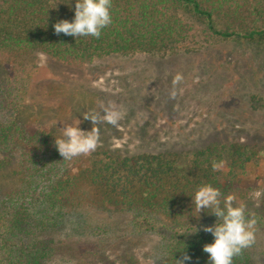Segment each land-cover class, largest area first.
<instances>
[{
	"label": "rangeland",
	"instance_id": "1",
	"mask_svg": "<svg viewBox=\"0 0 264 264\" xmlns=\"http://www.w3.org/2000/svg\"><path fill=\"white\" fill-rule=\"evenodd\" d=\"M258 17V11H253L249 26L260 24ZM182 20L188 30L184 44L164 53L112 54L90 62H66L39 54L28 63L23 108L6 115L13 119L9 131L14 159L0 170V212L4 202L16 201L8 200L10 193L31 184L32 193L40 194L49 185L43 177L30 178L37 169L24 162L23 153L38 148L47 133L52 138L48 142H53L61 134L60 122L78 119L79 127L90 130L92 122L82 114L97 113L100 141L96 150L54 164L53 174L84 168L90 154L99 151L119 159L174 153L175 165L185 171L199 160L207 168L206 183L222 194H233L234 204L243 202L254 214L255 242L248 250L255 264H264V48L243 37L212 33L198 19L183 15ZM230 26V19L217 20V29ZM177 74L182 79L175 85V97H170ZM106 108L122 113L117 125L103 121ZM209 148L214 149L212 153ZM33 196L34 210L41 212L40 195ZM77 197L61 228L47 227L39 233L56 242L52 264H99L105 258L112 264L166 263V232L139 233L130 223L138 215L164 222L165 211L152 204L100 208L91 190L82 186ZM189 201L171 213H190L191 208L195 213L191 197ZM42 212L50 215L45 209ZM199 215L206 216L205 222L215 221L204 211ZM18 236L12 240L21 239ZM122 236L131 240L124 241Z\"/></svg>",
	"mask_w": 264,
	"mask_h": 264
},
{
	"label": "trees",
	"instance_id": "2",
	"mask_svg": "<svg viewBox=\"0 0 264 264\" xmlns=\"http://www.w3.org/2000/svg\"><path fill=\"white\" fill-rule=\"evenodd\" d=\"M111 4L112 23L101 30L98 38H73L57 36L52 28L53 22L59 19L73 18L72 0H0V70L4 73L3 77L0 75V170L10 166L14 159L9 131L13 119L6 115L21 112V95L28 83V63L39 54L66 62H90L112 54L164 53L184 44L188 30L183 15L200 20L212 33L243 37L264 48V0H111ZM256 10L260 24L249 26L250 16ZM222 17L231 20L232 28H216L217 20ZM44 136L47 139L38 148L25 151L22 157L24 162L28 160L36 166V174L32 173L30 178L43 177V183L49 182V185L44 186L40 194L32 193L34 188L29 184L26 189L7 196L8 200L16 201L4 202L3 212H0V264H52L56 242L39 233L47 227H62L69 214L67 209L78 199L80 186L91 190L100 208L111 206L118 210L123 206L152 204L165 211L164 222L138 215L131 218V226L139 233H158L161 229L166 232L165 264H178L176 259L181 258L183 252L191 257L190 264H207L208 254L203 252L202 245L212 241L211 234L202 230L195 234L182 232L192 230V225L185 221L186 216L187 222L197 229L204 223L212 224V220L205 222L206 216L196 218L191 216L195 213L190 215L188 211L171 213L172 208L189 205L190 195L206 183L207 168L202 167L199 160L185 171L175 165L174 153L137 154L119 159L118 155L108 156L99 151L90 154L84 168L53 174V165L66 160H62L54 141L48 142L51 135ZM213 150L209 148L208 153ZM34 194L40 195L42 210L50 215L42 210L36 213L38 210H34L31 201L36 200ZM15 234L22 240H12ZM122 238L131 240L129 236ZM104 260L99 264H112L107 258ZM233 264L255 263L246 248L233 257Z\"/></svg>",
	"mask_w": 264,
	"mask_h": 264
},
{
	"label": "clouds",
	"instance_id": "3",
	"mask_svg": "<svg viewBox=\"0 0 264 264\" xmlns=\"http://www.w3.org/2000/svg\"><path fill=\"white\" fill-rule=\"evenodd\" d=\"M72 2L73 18L59 19L52 24L57 36L63 34L73 38L84 36L98 38L101 30L112 23L111 0H72ZM181 79L179 74L174 77L170 97H175V85ZM82 116L92 122L90 130L79 127L78 119L74 123L59 121L62 124V127H58L61 129V134L54 137V143L62 160H71L82 154H89L98 146L100 136L96 125L100 122L99 114L85 112ZM121 118L122 113L115 108L104 109L105 123L115 126ZM213 168H216L215 164ZM190 196L195 208V215H190L198 218L201 211H204L213 215L215 221L210 225H201L200 229H197L195 225L187 222L186 216L185 221L192 225V230L182 233L195 234L198 230L210 233L213 237L212 241L202 245L203 252L208 254L207 264H233V257L240 255L243 249L252 246L255 242L257 221L254 214L247 211L243 202L234 204L236 197L233 194H222L218 188L208 183L199 185ZM206 209L209 211L206 212ZM176 261L178 264H190L191 257L187 252H183L181 258Z\"/></svg>",
	"mask_w": 264,
	"mask_h": 264
}]
</instances>
